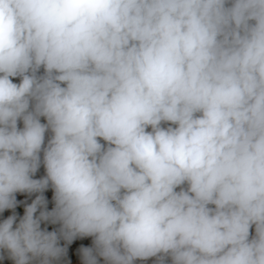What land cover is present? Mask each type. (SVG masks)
<instances>
[{
	"label": "clouds",
	"instance_id": "clouds-1",
	"mask_svg": "<svg viewBox=\"0 0 264 264\" xmlns=\"http://www.w3.org/2000/svg\"><path fill=\"white\" fill-rule=\"evenodd\" d=\"M89 237L81 264H264V0H0V264Z\"/></svg>",
	"mask_w": 264,
	"mask_h": 264
},
{
	"label": "crops",
	"instance_id": "crops-1",
	"mask_svg": "<svg viewBox=\"0 0 264 264\" xmlns=\"http://www.w3.org/2000/svg\"><path fill=\"white\" fill-rule=\"evenodd\" d=\"M14 82H16V81H14ZM43 175H44V169H43V167H41L39 172L36 174V178H39V177H41ZM25 195H27V194H17V199L18 200H23L22 197L25 196ZM30 197L31 198H35L34 195L30 196ZM53 206H54L53 204L48 205L49 209H51ZM23 208H24V205L21 204V205L18 206L16 211L18 213H21V212H23ZM9 212H11V211L9 210ZM42 227H44V225H42ZM47 227H48V230L51 231V230H53L54 225H50L49 224V225H47ZM91 240H92V238L89 237V238H84V239H77L76 241H74L72 245H69V253H68L67 259L72 260V264H81V261H80V258H79L78 248H79L80 245H84L85 246L86 244L91 243ZM63 243L64 242L61 241V244H63ZM137 263H141V262L138 261ZM2 264H12V262L9 261V260H6V261L2 262Z\"/></svg>",
	"mask_w": 264,
	"mask_h": 264
},
{
	"label": "built area",
	"instance_id": "built-area-1",
	"mask_svg": "<svg viewBox=\"0 0 264 264\" xmlns=\"http://www.w3.org/2000/svg\"><path fill=\"white\" fill-rule=\"evenodd\" d=\"M15 81L18 82V79L15 80ZM21 126H22V124H21ZM45 195L48 197V199H49V203H50V204L53 203L52 200H51L52 192H51V191H50V192H46ZM22 199H23V200H27L28 203H31V200L34 199V198H31L30 196L25 195V196L22 197ZM9 214H11V212L7 211V212H5L3 215L6 217V216L9 215ZM19 214H20V215H23V212H21V213H19ZM137 264H152V261L149 260V261H147V262H141V263H137Z\"/></svg>",
	"mask_w": 264,
	"mask_h": 264
},
{
	"label": "trees",
	"instance_id": "trees-1",
	"mask_svg": "<svg viewBox=\"0 0 264 264\" xmlns=\"http://www.w3.org/2000/svg\"><path fill=\"white\" fill-rule=\"evenodd\" d=\"M51 191V189H49L47 192H50ZM58 227V225H54V227H53V230L55 229V228H57ZM85 246H91V243H88V244H86Z\"/></svg>",
	"mask_w": 264,
	"mask_h": 264
},
{
	"label": "rangeland",
	"instance_id": "rangeland-1",
	"mask_svg": "<svg viewBox=\"0 0 264 264\" xmlns=\"http://www.w3.org/2000/svg\"><path fill=\"white\" fill-rule=\"evenodd\" d=\"M51 204H53V203H51ZM51 204H49V205H51Z\"/></svg>",
	"mask_w": 264,
	"mask_h": 264
}]
</instances>
